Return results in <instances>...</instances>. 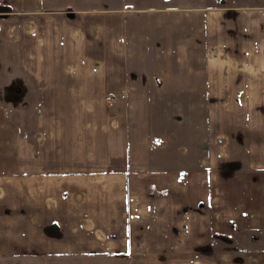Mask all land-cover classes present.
<instances>
[{"label":"crops","instance_id":"1","mask_svg":"<svg viewBox=\"0 0 264 264\" xmlns=\"http://www.w3.org/2000/svg\"><path fill=\"white\" fill-rule=\"evenodd\" d=\"M121 1L116 8L127 6ZM87 5V0H0L7 8L0 13V40L21 46L28 65L20 69L31 73L37 89L57 88L64 93L60 102L69 87L78 92L91 86L85 76L89 62L96 75L92 86L105 91L97 101L104 100L111 109L116 104L107 111L112 116L105 123L110 133L102 130L95 141L97 158H19L9 164L0 159V264L117 260L120 242L131 263L135 247L141 248V264H146L152 247H160L155 261L163 264L260 259L264 6L208 8L197 0L187 46L179 31L171 37L161 30L157 35L162 43L150 53L152 58L157 55V63L147 51L151 32L145 30L149 16L143 13L142 21H147L142 23L141 54L157 67V77L149 82L144 77L153 65L146 59L140 66L128 58L133 51L119 9L104 16L98 8L86 11ZM107 55H116L122 63L106 67ZM134 68L141 77L132 75ZM149 92L158 93L155 99L163 103H189L193 108L189 152L170 149L173 159L166 156L164 166H154L144 156L127 160L131 149L150 147L135 143L143 138L133 134L137 128L139 134L147 132ZM83 95L80 100L86 102ZM128 135L134 136L132 142ZM213 239L229 240L224 249L209 251ZM246 248L255 255H243Z\"/></svg>","mask_w":264,"mask_h":264},{"label":"rangeland","instance_id":"2","mask_svg":"<svg viewBox=\"0 0 264 264\" xmlns=\"http://www.w3.org/2000/svg\"><path fill=\"white\" fill-rule=\"evenodd\" d=\"M117 1L87 0V4L89 5H87L85 10L91 11L94 8H98L102 10L104 16H110L115 13L113 10L119 9L117 14L123 16L124 26L127 31V44L129 49L133 51L132 56H128V58H133L136 64L138 62L141 66L143 61L147 60L149 65L152 64L151 60L149 61V59L141 54L143 49L142 33L145 29L142 23L147 21V19L149 22L144 23L148 25V28L145 30L151 32L149 34L150 44L146 42L149 45L147 51L153 63H157L159 58H157V55H154L152 58L151 55L153 54L150 53L156 49H153V47H158L157 44L162 43L161 40H158L157 35L161 30L166 29L171 33V37L175 31H179L180 37L183 38L182 45L187 46L189 42L187 34H189L190 29V16L195 9L194 4L197 0H123L120 3L123 2L127 6L116 8ZM199 1L204 7L208 8L217 5L234 7L264 6V0ZM57 9L59 10L60 8ZM63 9L61 8L59 11H63ZM143 13L149 16V18L142 21ZM41 15L39 14L38 18ZM139 58H142V60ZM186 61L188 59H183L181 62ZM120 63L122 62L120 60L118 63L116 55L114 57L113 55H107L104 60V65L108 68ZM25 64L28 65V60H26L23 54L21 55V46L18 43L15 48L12 44L0 40V159H4L6 164H9L12 160L19 158L88 159L99 157L100 152L95 146V141H99V132L102 130L110 133V127L108 124L105 125V123H109L112 116H108L107 111L115 110L116 104H112L114 107L111 109L109 103H102L104 100L102 102L97 101L100 95L103 96L105 91H102L103 88L92 86L96 75L91 63H85V76L88 84L91 86L81 88L78 92L76 87H69V95L65 94L67 96H63L60 102H57L61 96L59 94L64 93L59 92L55 87H53V92H44L41 87L37 89L36 82H34L35 80L31 73L28 70L24 71L20 69ZM150 68L151 70L144 78L152 82V79L157 77V67L153 65ZM132 75H139L141 77L142 73L135 69ZM39 88L43 92L39 91ZM100 89L101 92H99ZM84 93L87 101L81 102L80 99L84 96ZM148 95L151 98V102L147 104V121L149 125L145 129L147 132L144 135L139 134V128H137L133 134L135 139L143 138L142 141L140 140V143H135L147 147L150 143V147L136 151L129 150L127 160H131V157L135 158V156H144L149 158L150 162L154 163V166H164L166 156L169 157V161L173 159V153L170 149L174 150L175 148V151L178 152V147H182L180 148L181 153L186 154V150L187 153L189 152L188 147L190 137H192L190 136L189 127L190 122L193 121L192 118L190 119V115L193 113V108L190 107L189 103H163L160 101L161 99H155L158 96L156 92H149ZM77 96H79L78 100H75ZM93 99L96 101L92 102ZM119 106H123V104H118ZM199 106L198 108H200ZM58 110L69 111V117H64V114L59 113ZM117 110L121 111L119 108ZM115 122H118V120L116 119ZM134 136L128 135L130 142H132ZM133 149H135L134 146ZM121 158H123V154ZM168 165H172V162ZM9 170L7 168V171ZM28 185V183L21 184V186ZM214 239L211 241L213 247L208 248L209 251L214 248L224 249L226 246L223 243H228L227 241L229 240L225 239L222 242H214ZM117 249L121 252V255L117 256V260L113 257L103 258L101 262L96 261L87 264H141L137 261L140 247H135L133 263L127 262L128 259L124 256L126 255L125 246L121 242ZM150 249L152 254H150L145 263L163 264L161 262L156 263L157 261H155L158 258L156 252L160 250V247H152ZM246 249L247 251L243 252V255H255L252 254L255 252L248 248ZM203 250L201 248L199 251ZM262 252L261 257H258L260 259L243 260V264H264L263 249ZM232 259L234 260V257ZM237 259H240L241 263L242 259L235 258V261ZM188 262L189 260H185V264H188Z\"/></svg>","mask_w":264,"mask_h":264},{"label":"water","instance_id":"3","mask_svg":"<svg viewBox=\"0 0 264 264\" xmlns=\"http://www.w3.org/2000/svg\"><path fill=\"white\" fill-rule=\"evenodd\" d=\"M5 11H7V8H6V7H1V6H0V13H1V12H5Z\"/></svg>","mask_w":264,"mask_h":264}]
</instances>
